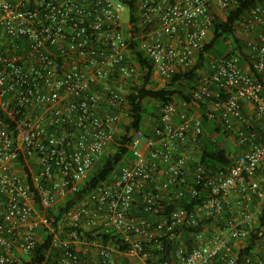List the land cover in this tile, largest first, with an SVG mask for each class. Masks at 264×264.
<instances>
[{
	"label": "built area",
	"instance_id": "built-area-1",
	"mask_svg": "<svg viewBox=\"0 0 264 264\" xmlns=\"http://www.w3.org/2000/svg\"><path fill=\"white\" fill-rule=\"evenodd\" d=\"M238 2L0 0V264L30 260L48 232L42 264H264V5L241 24L247 66L240 53H205L192 92L204 115L163 105L150 132L133 134V156L58 229L47 214L120 133L144 75L136 55L165 81L193 69L214 20ZM205 118L232 141L230 164L200 162Z\"/></svg>",
	"mask_w": 264,
	"mask_h": 264
},
{
	"label": "trees",
	"instance_id": "trees-1",
	"mask_svg": "<svg viewBox=\"0 0 264 264\" xmlns=\"http://www.w3.org/2000/svg\"><path fill=\"white\" fill-rule=\"evenodd\" d=\"M258 5H264V0H239L238 4L232 7L224 18H216L212 29V39L206 44L204 51L201 52L196 66L189 71L174 75L169 81H167L166 86L163 88L153 87L154 84L152 78L155 71L153 61L143 53H138L136 55L139 66L144 75L142 76L140 84H135L130 88V93L127 97L130 106L129 118L131 121L123 128L122 134L115 137L114 142L111 143L102 157L95 163L89 173L88 179L81 185L80 191L70 195L63 206H57L47 210V214L49 218L52 219V223L55 225L56 229L60 227L63 217L78 200L92 193L104 182L109 180L117 171L118 167L123 165L121 163L124 159L128 158V156H133L128 147L132 141L133 134L136 131L145 130L143 127L144 114H156L154 113V110L152 112H149L148 110L150 101L158 102L160 104V109L163 105L168 103L186 101L192 103L203 115L205 114L203 103L196 101L192 97V92L200 85L201 76L199 71L205 66V61H207L204 57L205 53L213 52L219 41H228L229 39H232L234 49L229 51L226 55L240 53L244 56V62L247 64L249 39L240 36L238 30L241 28L242 22L247 18L252 8ZM223 55L225 54L219 53L217 56ZM244 62H241L240 57V63L242 66H245ZM204 127L206 133H210L211 136L207 135L208 137L204 139L200 162L208 168H213L218 163L230 164L233 161V158L229 155L235 152L229 146L225 145V142L222 143V141L219 140L221 138V136L219 137L221 129L214 124L209 123L206 118L204 120ZM213 136L216 141L211 140V137ZM220 144L223 146H220ZM197 203L198 201L194 200L189 207H193ZM40 208L43 210L42 207ZM43 237L44 241L37 243L35 250L31 254L30 260L27 259L23 262H17L14 264H42L46 259L47 251L51 247L53 235L48 232L45 233ZM104 237L109 238V236L106 235ZM116 244L122 249L126 248L119 245V241H116ZM246 252H250V248L247 249ZM158 262H160V260L148 261L149 264H157Z\"/></svg>",
	"mask_w": 264,
	"mask_h": 264
},
{
	"label": "rangeland",
	"instance_id": "rangeland-1",
	"mask_svg": "<svg viewBox=\"0 0 264 264\" xmlns=\"http://www.w3.org/2000/svg\"><path fill=\"white\" fill-rule=\"evenodd\" d=\"M123 12H124V17H128V10L124 7L123 9ZM238 34L240 36H244V37H247L249 40H250V36L248 34L245 33L242 25H241V28L238 30ZM212 39V35H211V38L210 40ZM234 49V46H233V43H232V39H229L228 41H219L217 43V45L215 46L214 48V51L213 52H208V55H210V58L212 57H216L217 55H219V53H222V54H227L229 51L233 50ZM241 55V54H240ZM243 58V59H242ZM244 56L241 55V62L243 63L244 62ZM245 63V62H244ZM205 66L203 68H201V70L199 71L200 73V76H205L207 75L208 73V61H205ZM245 66H247V64L245 63ZM244 66V67H245ZM153 87L155 88H163L166 86L167 84V81L163 80V79H160L159 76L157 74H154L153 75ZM160 104L158 102H154V101H150L149 102V105H148V110L149 112H152L154 110V113H156L155 115H148V114H144V117H143V127H144V131L149 132V130L151 129V127L154 125L156 119L158 118L159 114H160ZM157 115V116H156ZM156 117V118H155ZM130 118H129V114L128 115H125L124 118L122 119V125H121V128H120V134H122V131H123V128L130 122ZM219 140L222 141V143L225 142L224 138L221 137ZM220 146H222L220 144ZM228 146V145H227ZM128 158H131V156H128ZM121 164H125V162H122ZM149 264L148 262H144V261H133L132 264Z\"/></svg>",
	"mask_w": 264,
	"mask_h": 264
},
{
	"label": "crops",
	"instance_id": "crops-1",
	"mask_svg": "<svg viewBox=\"0 0 264 264\" xmlns=\"http://www.w3.org/2000/svg\"><path fill=\"white\" fill-rule=\"evenodd\" d=\"M245 111H246V113H251V111H252V105L251 104H249V103H245ZM208 136H211V134L210 133H208ZM221 135H219V137H220ZM224 140H225V145H228L234 152H235V149H233V147L231 146V143H232V141L230 140V141H228L226 138H224ZM223 146V145H222ZM195 148V149H194ZM192 150H193V152H194V154L193 155H195L194 157L195 158H197L196 156H198V154H199V151L202 149H200L199 147H194ZM136 261V260H135ZM138 261V263H139V261L140 260H137ZM134 264V263H133Z\"/></svg>",
	"mask_w": 264,
	"mask_h": 264
}]
</instances>
